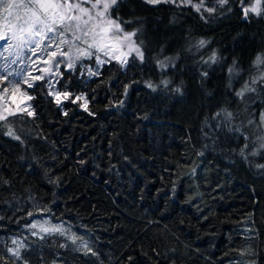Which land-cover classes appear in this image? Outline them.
Wrapping results in <instances>:
<instances>
[{
    "label": "trees",
    "instance_id": "16d2710c",
    "mask_svg": "<svg viewBox=\"0 0 264 264\" xmlns=\"http://www.w3.org/2000/svg\"><path fill=\"white\" fill-rule=\"evenodd\" d=\"M243 3L118 0L141 55L28 88L0 121V264H264V0Z\"/></svg>",
    "mask_w": 264,
    "mask_h": 264
},
{
    "label": "rangeland",
    "instance_id": "374dc122",
    "mask_svg": "<svg viewBox=\"0 0 264 264\" xmlns=\"http://www.w3.org/2000/svg\"><path fill=\"white\" fill-rule=\"evenodd\" d=\"M147 1L192 5L204 14L225 0ZM243 1L247 11L259 14L262 0ZM117 2L0 0V121L32 113L28 88L38 80L45 79L51 92L62 99L56 92L62 69H72L80 60H93V64L84 65L85 72L92 75L108 60L124 65L130 55H141L134 33L125 31L109 14ZM31 227L35 228L31 232L39 234L56 231L62 225L36 218Z\"/></svg>",
    "mask_w": 264,
    "mask_h": 264
},
{
    "label": "water",
    "instance_id": "95a60500",
    "mask_svg": "<svg viewBox=\"0 0 264 264\" xmlns=\"http://www.w3.org/2000/svg\"><path fill=\"white\" fill-rule=\"evenodd\" d=\"M242 10L245 11L246 9L244 7H242Z\"/></svg>",
    "mask_w": 264,
    "mask_h": 264
},
{
    "label": "flooded vegetation",
    "instance_id": "af4514ba",
    "mask_svg": "<svg viewBox=\"0 0 264 264\" xmlns=\"http://www.w3.org/2000/svg\"><path fill=\"white\" fill-rule=\"evenodd\" d=\"M244 12H246V10Z\"/></svg>",
    "mask_w": 264,
    "mask_h": 264
}]
</instances>
